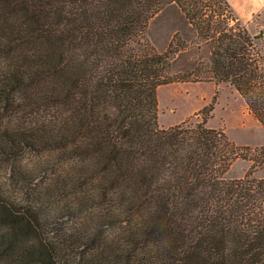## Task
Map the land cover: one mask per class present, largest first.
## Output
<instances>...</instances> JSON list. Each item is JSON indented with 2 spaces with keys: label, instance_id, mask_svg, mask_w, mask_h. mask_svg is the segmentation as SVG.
I'll return each mask as SVG.
<instances>
[{
  "label": "trees",
  "instance_id": "trees-1",
  "mask_svg": "<svg viewBox=\"0 0 264 264\" xmlns=\"http://www.w3.org/2000/svg\"><path fill=\"white\" fill-rule=\"evenodd\" d=\"M169 6L193 35L159 51L147 29ZM261 39L229 0H0V92L34 85L17 104L38 115L2 132L0 153L58 151L43 193L72 217L57 230L0 192V264H264V145H237L208 112L158 120L160 85L214 81L264 126ZM240 158L246 174L226 178Z\"/></svg>",
  "mask_w": 264,
  "mask_h": 264
},
{
  "label": "rangeland",
  "instance_id": "rangeland-1",
  "mask_svg": "<svg viewBox=\"0 0 264 264\" xmlns=\"http://www.w3.org/2000/svg\"><path fill=\"white\" fill-rule=\"evenodd\" d=\"M252 33L262 34L264 44V29H255L249 25ZM176 33L193 32L190 24L176 6H169L150 21L147 29L148 39L159 51L169 46ZM196 54L193 46L187 52L180 53L182 58H190ZM202 57L209 55L207 44L202 45ZM1 62V61H0ZM2 64V63H1ZM34 89H21L18 92H0V135L8 128L34 125V105H18L17 101ZM159 112L158 120L161 126L168 127L185 120L192 123L202 121L208 112L207 124L211 127L224 129L230 139L239 146L256 148L264 145V126L252 114L245 99L228 82L216 84L214 81L173 82L158 87ZM209 111L204 107L210 106ZM55 151L24 152L12 158L0 153V192L21 203H37L46 214H51L53 226L59 230L68 222V217L62 213H55L62 202L61 193L56 196L45 197L44 188L49 182L52 172L51 163H56L60 157ZM253 161L251 159H237L231 169L225 174L226 178L243 177ZM255 176L264 177V167L256 170ZM71 222V220H69Z\"/></svg>",
  "mask_w": 264,
  "mask_h": 264
},
{
  "label": "crops",
  "instance_id": "crops-1",
  "mask_svg": "<svg viewBox=\"0 0 264 264\" xmlns=\"http://www.w3.org/2000/svg\"><path fill=\"white\" fill-rule=\"evenodd\" d=\"M238 15L255 29H264V0H229ZM250 27V26H249Z\"/></svg>",
  "mask_w": 264,
  "mask_h": 264
}]
</instances>
